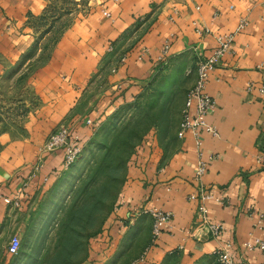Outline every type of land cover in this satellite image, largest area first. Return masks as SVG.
Segmentation results:
<instances>
[{
  "label": "crops",
  "instance_id": "0c3cea01",
  "mask_svg": "<svg viewBox=\"0 0 264 264\" xmlns=\"http://www.w3.org/2000/svg\"><path fill=\"white\" fill-rule=\"evenodd\" d=\"M50 2L0 0V85L10 81L3 74L17 64L33 41L28 21L42 14ZM104 8L110 17L102 15ZM241 19H246L245 26L234 34L229 51L206 84L215 105L205 118L218 134L201 132L197 148L187 131L163 165L157 166L158 159L151 160L135 174L126 186L131 204L123 205L118 214L123 218L133 211L131 221L135 223L147 214V233L150 209L173 215L169 226L134 264H218L213 252L225 240L233 242L238 264H264L258 250L240 249L250 235L264 238V229L253 226L255 218L246 214L252 209L264 212V170L257 161L264 151V89L259 90L264 88V0H96L88 13L74 17L59 36L49 61L28 81L39 102L30 111L35 112L34 136L6 143L0 151V196L13 197L18 191L24 201L37 184L50 182L64 166L62 149L42 154L40 148L67 114H72L75 125L80 116L74 112H80V103L99 84L95 75L113 50L109 45L118 63L108 77V88L98 94L94 110H103L105 102L120 90L126 96L136 78L155 71L165 42L168 57L188 52L199 58L213 50L217 34L234 32ZM205 29L206 33L197 32ZM26 69L25 63L19 73ZM20 98L27 104L22 93ZM77 125L78 133L88 130L83 120ZM199 150L208 162L201 178L211 192L205 200L208 217L223 226L216 239L196 220V202L188 199L196 191L193 175ZM4 213L0 199V220Z\"/></svg>",
  "mask_w": 264,
  "mask_h": 264
},
{
  "label": "rangeland",
  "instance_id": "374dc122",
  "mask_svg": "<svg viewBox=\"0 0 264 264\" xmlns=\"http://www.w3.org/2000/svg\"><path fill=\"white\" fill-rule=\"evenodd\" d=\"M95 3L51 0L42 14L28 21L33 41L17 64L3 74L11 82L0 85V151L6 143L34 136L35 112L30 111L39 102L28 81L49 61L59 36L74 17L88 13ZM112 48L95 75L99 84L80 103V112H74L80 116L75 125L69 113L48 133L68 127L79 138L76 161L60 168L50 182L37 184L24 201L18 191L13 197L0 196L5 204L0 220V264H71L73 260H82L80 264H134L153 243L151 229L147 233L145 227L147 214H141L135 223L131 221L133 211L123 218L118 211L131 204L126 186L135 174L151 160L158 159L157 166L163 165L177 151V131L198 58L188 52L165 56L155 71L132 82L134 88L126 96L120 90L105 102L103 110H94L98 94L108 88V77L117 67ZM19 62L27 64L21 74ZM21 93L27 104L20 102ZM81 120L88 127L85 134L77 131ZM13 237L18 239V250L10 255L7 246Z\"/></svg>",
  "mask_w": 264,
  "mask_h": 264
},
{
  "label": "built area",
  "instance_id": "2783aa9c",
  "mask_svg": "<svg viewBox=\"0 0 264 264\" xmlns=\"http://www.w3.org/2000/svg\"><path fill=\"white\" fill-rule=\"evenodd\" d=\"M101 13L106 18L111 16L106 8L102 9ZM245 24L246 19H241L234 32L217 34L215 36L216 45L213 50L209 54L198 58L196 77L194 83L188 89L177 131L179 139L184 138L185 133L189 131L192 134L197 148L201 146V132H207L213 136L218 134L215 126L208 123L205 118L209 110L215 105L214 99L206 91L209 74L216 67L218 61L229 51L234 34L243 28ZM207 31V29L197 30L199 34L206 33ZM112 47V45H109V50H112ZM168 49L169 44L165 42L161 49L159 59L167 55ZM112 71H115V69H112ZM250 89L251 84L248 86V90ZM263 89V86H261L259 90L262 92ZM87 122H90V120H87ZM58 149L64 151L63 165L65 167L75 162L80 153L79 138L74 134L72 135L66 126H60L48 135L40 148V153L45 154ZM198 153L199 157L193 175V181L196 183V191L189 194L188 199L196 202V220L204 226L211 238L216 239L220 237L223 226L219 222L211 221L208 217V208L205 200L211 197V192L201 183V178L206 172L208 162L203 158L200 150ZM257 161L261 169L264 170V151H260L257 155ZM148 213L151 216V237L152 242H154L159 238L161 232L169 226L173 215L170 211L160 208H152ZM246 214L255 218L253 226L264 229V212L252 209L250 212H246ZM240 249L244 251L258 250L264 256V238L250 235L248 239L240 244ZM17 250L18 239L13 237L8 243L7 253L13 255L17 253ZM213 254L218 264H238L235 256V247L231 240L220 242Z\"/></svg>",
  "mask_w": 264,
  "mask_h": 264
},
{
  "label": "trees",
  "instance_id": "16d2710c",
  "mask_svg": "<svg viewBox=\"0 0 264 264\" xmlns=\"http://www.w3.org/2000/svg\"><path fill=\"white\" fill-rule=\"evenodd\" d=\"M22 65V63L21 62H19V64H18V67H20ZM67 237V236H66ZM82 262V260H73L72 262H71V264H80Z\"/></svg>",
  "mask_w": 264,
  "mask_h": 264
}]
</instances>
